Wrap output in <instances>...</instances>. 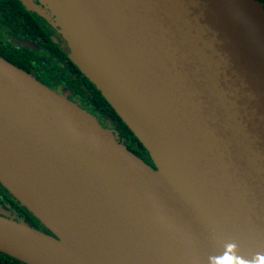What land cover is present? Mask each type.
Segmentation results:
<instances>
[{"label":"water","instance_id":"water-1","mask_svg":"<svg viewBox=\"0 0 264 264\" xmlns=\"http://www.w3.org/2000/svg\"><path fill=\"white\" fill-rule=\"evenodd\" d=\"M71 60L147 151L0 57V214L24 264H264L261 0H48Z\"/></svg>","mask_w":264,"mask_h":264},{"label":"flooded vegetation","instance_id":"flooded-vegetation-1","mask_svg":"<svg viewBox=\"0 0 264 264\" xmlns=\"http://www.w3.org/2000/svg\"><path fill=\"white\" fill-rule=\"evenodd\" d=\"M69 38L48 0H0V57L93 114L130 151H139L108 108L97 106L102 95L72 62ZM0 194L1 205L15 219L30 221L8 194Z\"/></svg>","mask_w":264,"mask_h":264},{"label":"trees","instance_id":"trees-1","mask_svg":"<svg viewBox=\"0 0 264 264\" xmlns=\"http://www.w3.org/2000/svg\"><path fill=\"white\" fill-rule=\"evenodd\" d=\"M261 2L263 3L264 6V0H261ZM77 86V85H76ZM78 87V86H77ZM81 94V93H80ZM101 103L98 104V102L95 100V102L98 104L97 106L100 105H105L108 110L119 120V122L122 124L123 126V130L125 132V134L127 136L130 137V139L132 140L133 144H136V147L139 149V151H134V154L137 155L138 157H143L145 159H148V162H151V159L147 153V151L145 150V148L142 146V144L136 139V137L134 136V134L129 130V128L122 122V120L119 118V116L116 114V112L114 111V109L109 105V103L103 98H100ZM93 115V114H92ZM94 116V115H93ZM95 117V116H94ZM142 159V158H141ZM143 160V159H142ZM152 163V162H151ZM0 193H6L8 194V196H10V199L12 198L14 200V202L16 204H18V206L20 207V209L22 210L23 214L26 216V218H29L30 221L26 220H19V219H15L14 216H12L8 210L6 208H4V206L1 205L0 203V214L1 215H5L8 217H12L13 219L17 220V221H22L27 223L29 226L34 227V228H38L44 232H47L48 234H52L44 225H42L24 206H22L10 193L7 192V190H5L3 188V186L0 185ZM1 195V194H0ZM11 199V204L15 205L13 203V200ZM0 264H24L22 262H20L19 260H16L2 252H0Z\"/></svg>","mask_w":264,"mask_h":264},{"label":"clouds","instance_id":"clouds-1","mask_svg":"<svg viewBox=\"0 0 264 264\" xmlns=\"http://www.w3.org/2000/svg\"><path fill=\"white\" fill-rule=\"evenodd\" d=\"M226 264H231V262H226ZM245 264H261V257L257 254L251 261H245Z\"/></svg>","mask_w":264,"mask_h":264}]
</instances>
